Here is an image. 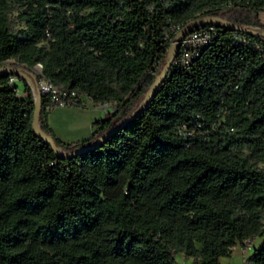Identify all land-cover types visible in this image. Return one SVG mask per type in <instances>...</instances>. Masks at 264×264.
I'll return each mask as SVG.
<instances>
[{"label": "trees", "instance_id": "trees-1", "mask_svg": "<svg viewBox=\"0 0 264 264\" xmlns=\"http://www.w3.org/2000/svg\"><path fill=\"white\" fill-rule=\"evenodd\" d=\"M260 10L264 0H0V62L33 77L39 62L59 89L114 103L87 137L61 141L39 92L38 126L56 146L129 116L58 157L32 129L27 82L18 94L0 71V264H179L177 252L218 264L254 237L241 264H264V36L222 22L264 30ZM205 15L220 20L183 33H214L145 96L168 39Z\"/></svg>", "mask_w": 264, "mask_h": 264}, {"label": "built area", "instance_id": "built-area-1", "mask_svg": "<svg viewBox=\"0 0 264 264\" xmlns=\"http://www.w3.org/2000/svg\"><path fill=\"white\" fill-rule=\"evenodd\" d=\"M214 33V27L212 25L200 26L198 28H194L188 32H185L178 36L176 39V52L171 57V62L179 63L181 65H187L190 61L191 57L197 53V49L206 43L211 34ZM237 40L241 42H247V40L243 37H236ZM172 42V37L168 39V45ZM259 48L258 45H256ZM262 57L264 58V53H262ZM41 65L39 62H35L29 67L30 73H32L35 77L36 82V90L47 94L48 103L45 105L44 109L48 111L53 106H62V105H98L107 111L114 109V103L112 105L111 102H94L91 98L84 93H78L72 89H59L56 87L48 78H45L40 72ZM19 75L23 77L30 88L32 95L35 94V88L30 81L29 73H21ZM18 75L10 74L7 78L8 83H14L18 78ZM33 77V78H34ZM33 82V79H32ZM179 132L188 133L184 129V126H180ZM247 240V239H244ZM182 262H179L181 264Z\"/></svg>", "mask_w": 264, "mask_h": 264}, {"label": "crops", "instance_id": "crops-1", "mask_svg": "<svg viewBox=\"0 0 264 264\" xmlns=\"http://www.w3.org/2000/svg\"><path fill=\"white\" fill-rule=\"evenodd\" d=\"M263 11H258V17L260 23L264 25L260 17V13ZM106 111L98 105L53 106L46 113V122L54 136L59 140L76 141L87 137L93 129L92 123L103 117ZM226 256H219L217 258L218 264H223L221 259ZM174 258L182 260L181 262L184 264H200L198 258L186 256L179 252L174 254Z\"/></svg>", "mask_w": 264, "mask_h": 264}, {"label": "water", "instance_id": "water-1", "mask_svg": "<svg viewBox=\"0 0 264 264\" xmlns=\"http://www.w3.org/2000/svg\"><path fill=\"white\" fill-rule=\"evenodd\" d=\"M212 20H220L219 17L215 16V15H205L202 16L200 18H194L191 21H189L188 23H186L184 26H182L173 36L172 38V42L170 43V45L167 47L166 50V54H165V59L164 62L161 66L160 71L157 73L155 79L152 81V83L147 87L146 91H145V96H149L153 87L158 83V81L160 80V78L163 76V74L165 73L167 66L170 62L171 57L174 55V53L176 52V48H177V44H176V39L178 38V36H180L185 30H187L189 27H191V25L195 24L196 22H200V21H212ZM222 22L229 28L231 29H235V30H240L246 33H250V34H255V35H263L264 36V30H260L257 29L256 27H251V28H247L244 26H239L237 24H233L230 22H226L224 20H222ZM0 71H4V72H9L15 75H18L19 77H22L19 75V72H24L22 69L20 68H16L14 69L12 66L10 65H0ZM31 76V75H30ZM33 79V86L35 88V94L33 96V108H32V112H31V126L32 129L39 134V136L42 138V140L49 145V147L56 153V155L58 157H66V156H71L73 154H76L82 150H86L88 148L93 147L102 137L108 135L110 132H112L114 129L120 127L128 118L129 116H125L123 118H121L119 120V122L115 125H112L111 127H109L108 129H106L100 136H98L94 141H92L91 143L85 144V145H81L78 146L74 149H72L71 151L64 153L58 146L55 145L53 139L51 138L50 135L44 133L38 126V111H39V91L36 90V82L33 78V76H31ZM23 78V77H22Z\"/></svg>", "mask_w": 264, "mask_h": 264}, {"label": "rangeland", "instance_id": "rangeland-1", "mask_svg": "<svg viewBox=\"0 0 264 264\" xmlns=\"http://www.w3.org/2000/svg\"><path fill=\"white\" fill-rule=\"evenodd\" d=\"M260 17H261L262 21L264 22V11L260 13ZM12 62H13V59L8 58L5 60H2L0 62V65L10 64ZM22 73L24 74V72H22ZM30 81L33 84L32 78H30ZM25 82H27V81H25ZM15 84H16V92L18 94L23 93L21 80L17 79L15 81ZM112 105H113V103H112ZM258 240H259V237H254L251 240H243L241 242H236L232 246L230 254L221 259L222 262H224L223 264H241V261L243 260V258L251 251L252 246L255 245ZM174 260L177 263L182 261L178 258H174Z\"/></svg>", "mask_w": 264, "mask_h": 264}]
</instances>
